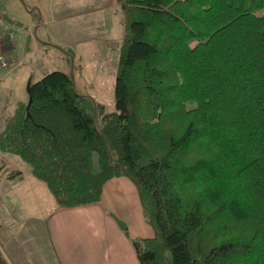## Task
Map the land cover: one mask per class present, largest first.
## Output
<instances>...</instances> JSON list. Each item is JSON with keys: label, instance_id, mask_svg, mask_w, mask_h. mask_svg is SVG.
I'll return each instance as SVG.
<instances>
[{"label": "trees", "instance_id": "1", "mask_svg": "<svg viewBox=\"0 0 264 264\" xmlns=\"http://www.w3.org/2000/svg\"><path fill=\"white\" fill-rule=\"evenodd\" d=\"M115 1V110L51 70L0 118V153L58 207L130 178L155 231L140 264H264V0Z\"/></svg>", "mask_w": 264, "mask_h": 264}, {"label": "crops", "instance_id": "2", "mask_svg": "<svg viewBox=\"0 0 264 264\" xmlns=\"http://www.w3.org/2000/svg\"><path fill=\"white\" fill-rule=\"evenodd\" d=\"M0 4V21L15 34L14 46H4L10 66L0 80V118L12 112L16 102L28 99L31 81L51 71L56 47L69 48L73 63L77 56L84 63L88 52L82 50L83 44L101 41L102 46L114 40L117 31L111 7L119 6L114 0H0ZM90 53L96 58L97 47L92 45ZM10 157L0 153V167L5 160L24 166L19 158ZM20 171L21 178L11 180L8 172L0 183L12 188L0 193V201L17 220L14 227L0 224V264H140L132 240L152 239L155 231L130 178L109 179L95 204L65 208L57 206L44 183L28 170Z\"/></svg>", "mask_w": 264, "mask_h": 264}, {"label": "rangeland", "instance_id": "3", "mask_svg": "<svg viewBox=\"0 0 264 264\" xmlns=\"http://www.w3.org/2000/svg\"><path fill=\"white\" fill-rule=\"evenodd\" d=\"M111 9L114 12L113 17L117 29L116 35L114 36V40L105 41L106 44L102 46H99L102 43L101 41H97L95 43L83 44L81 46L82 50L88 52L86 55L87 59H85L84 63H79L78 56H77V61H75V63L72 64L69 61L67 63V61L65 60V55L61 54L57 50L55 51L57 55L56 63H52L51 65L52 68L50 69V70H61L72 73L73 78L77 79V84H75L74 86L77 92L79 93V95L88 96L95 103L102 104L105 110L109 112L115 110L114 82H115L117 64H118V46L121 44L124 36V22H123L122 12L117 6L116 7L112 6ZM92 45L96 46L98 49V56L96 58H94L90 53ZM13 158L14 157H10L9 159H13ZM3 163H6V165H1L0 167V183L7 176L6 174L8 172L10 173L20 170L27 171L29 168L28 165L23 163L22 161L21 163H23L24 166H18L12 160H8V161L5 160ZM4 187L5 186H0L1 189L0 193L3 191L11 192L12 188L5 189ZM4 203L6 204V202ZM0 216H1L0 224L2 225L9 223L8 225L9 227H11L10 225L12 223V217H13L11 211L9 210V215L1 214ZM5 218H8V222L7 220H5Z\"/></svg>", "mask_w": 264, "mask_h": 264}, {"label": "built area", "instance_id": "4", "mask_svg": "<svg viewBox=\"0 0 264 264\" xmlns=\"http://www.w3.org/2000/svg\"><path fill=\"white\" fill-rule=\"evenodd\" d=\"M1 10V6H0ZM5 44L14 46L15 44V34L14 31L9 27L8 24L0 21V80L4 73L9 68V60L5 54ZM7 214L9 215V209L4 202H0V215ZM1 221V216H0ZM17 220L15 217H12L11 227H14Z\"/></svg>", "mask_w": 264, "mask_h": 264}, {"label": "water", "instance_id": "5", "mask_svg": "<svg viewBox=\"0 0 264 264\" xmlns=\"http://www.w3.org/2000/svg\"><path fill=\"white\" fill-rule=\"evenodd\" d=\"M46 44V43H45ZM71 63L73 64V58H71ZM71 80H72V84H73V87H74V78H73V74L71 73ZM75 90V89H74ZM27 93H28V96H29V85L27 87ZM31 102V98L29 97V103ZM151 223V222H150Z\"/></svg>", "mask_w": 264, "mask_h": 264}]
</instances>
